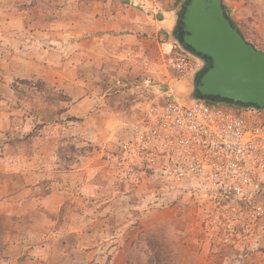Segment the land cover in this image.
Segmentation results:
<instances>
[{
  "label": "rangeland",
  "instance_id": "rangeland-1",
  "mask_svg": "<svg viewBox=\"0 0 264 264\" xmlns=\"http://www.w3.org/2000/svg\"><path fill=\"white\" fill-rule=\"evenodd\" d=\"M135 1L172 6L0 0V264H264V186L139 168L149 110L194 99L200 69L167 66L186 50ZM224 4L264 51V0Z\"/></svg>",
  "mask_w": 264,
  "mask_h": 264
},
{
  "label": "built area",
  "instance_id": "built-area-1",
  "mask_svg": "<svg viewBox=\"0 0 264 264\" xmlns=\"http://www.w3.org/2000/svg\"><path fill=\"white\" fill-rule=\"evenodd\" d=\"M197 59L176 52L166 64L186 74L203 66ZM149 111L139 140L146 137L159 151L166 175L206 183L227 198H252L264 186V108L199 97L185 101L170 92Z\"/></svg>",
  "mask_w": 264,
  "mask_h": 264
},
{
  "label": "water",
  "instance_id": "water-1",
  "mask_svg": "<svg viewBox=\"0 0 264 264\" xmlns=\"http://www.w3.org/2000/svg\"><path fill=\"white\" fill-rule=\"evenodd\" d=\"M181 9L176 39L205 61L193 82L195 95L263 109L264 51L234 24L224 0H185Z\"/></svg>",
  "mask_w": 264,
  "mask_h": 264
},
{
  "label": "crops",
  "instance_id": "crops-1",
  "mask_svg": "<svg viewBox=\"0 0 264 264\" xmlns=\"http://www.w3.org/2000/svg\"><path fill=\"white\" fill-rule=\"evenodd\" d=\"M171 2L172 6L170 5V7H166L164 9L161 8L160 10L155 9L154 13L151 12L150 14L148 6L145 2L135 1L130 8L133 7L135 13H138L140 17L143 13H146V15L149 14L157 27H160L166 33L173 34L179 23V11L182 8L185 0H171Z\"/></svg>",
  "mask_w": 264,
  "mask_h": 264
},
{
  "label": "flooded vegetation",
  "instance_id": "flooded-vegetation-1",
  "mask_svg": "<svg viewBox=\"0 0 264 264\" xmlns=\"http://www.w3.org/2000/svg\"><path fill=\"white\" fill-rule=\"evenodd\" d=\"M198 71V69L196 70ZM138 162H139V168L144 171V169H155L157 161L155 158L159 157V151L152 147V145L148 142L147 138L144 137L142 140V144L138 145ZM137 155V154H136ZM145 155H147V162H145L143 159L145 158ZM164 161V160H162ZM163 172L166 173V164L162 165ZM164 173V174H165Z\"/></svg>",
  "mask_w": 264,
  "mask_h": 264
},
{
  "label": "trees",
  "instance_id": "trees-1",
  "mask_svg": "<svg viewBox=\"0 0 264 264\" xmlns=\"http://www.w3.org/2000/svg\"><path fill=\"white\" fill-rule=\"evenodd\" d=\"M183 7V6H182ZM181 11H182V9H180V11H179V16H181ZM228 13V12H227ZM228 15H229V13H228ZM230 16V15H229ZM234 22V21H233ZM234 24L236 25V23L234 22ZM173 35L175 36V37H177V35H178V25H177V27H176V29H175V31L173 32ZM194 97H198V96H194Z\"/></svg>",
  "mask_w": 264,
  "mask_h": 264
},
{
  "label": "clouds",
  "instance_id": "clouds-1",
  "mask_svg": "<svg viewBox=\"0 0 264 264\" xmlns=\"http://www.w3.org/2000/svg\"><path fill=\"white\" fill-rule=\"evenodd\" d=\"M230 18H231V17H230ZM232 21H233V20H232ZM203 66H204V64H203ZM203 66H201L199 69H202V68H203ZM199 69H198V70H199Z\"/></svg>",
  "mask_w": 264,
  "mask_h": 264
}]
</instances>
